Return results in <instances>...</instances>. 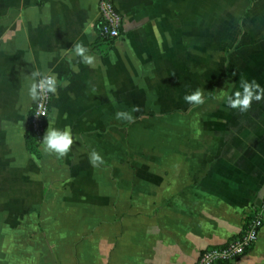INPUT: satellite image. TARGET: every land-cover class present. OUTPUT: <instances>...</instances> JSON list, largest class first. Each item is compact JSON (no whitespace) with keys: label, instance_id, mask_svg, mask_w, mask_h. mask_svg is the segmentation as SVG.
<instances>
[{"label":"crops","instance_id":"obj_1","mask_svg":"<svg viewBox=\"0 0 264 264\" xmlns=\"http://www.w3.org/2000/svg\"><path fill=\"white\" fill-rule=\"evenodd\" d=\"M98 1L0 0V264H194L264 194V99L226 103L242 80L264 88V5L259 51L217 60L232 0H113L114 39L98 34ZM33 73L57 78L35 150ZM196 90L204 102L187 103ZM50 128L71 132L63 157L43 151ZM223 264H264V224Z\"/></svg>","mask_w":264,"mask_h":264},{"label":"built area","instance_id":"obj_2","mask_svg":"<svg viewBox=\"0 0 264 264\" xmlns=\"http://www.w3.org/2000/svg\"><path fill=\"white\" fill-rule=\"evenodd\" d=\"M98 34L102 38L114 39L121 35L123 16L113 0L98 1ZM40 79L37 78L36 81ZM53 94L33 100L27 114V130L35 133L40 141L46 128ZM264 224V194L259 201L247 208L240 230L225 241L203 247L194 264H223L232 262L245 254L257 240Z\"/></svg>","mask_w":264,"mask_h":264},{"label":"clouds","instance_id":"obj_3","mask_svg":"<svg viewBox=\"0 0 264 264\" xmlns=\"http://www.w3.org/2000/svg\"><path fill=\"white\" fill-rule=\"evenodd\" d=\"M88 49L82 43H75L71 52L80 58V62L86 65H92L94 57L88 55ZM71 56L69 62H71ZM75 69V66H72ZM40 76V79L31 84L29 88V96L34 101L41 96H47L48 94L55 95L57 92V78L53 75H41L40 73H33V77ZM241 91H236L234 95H228L226 97V103L228 107L232 109L239 108L242 111L247 110L253 100L261 101L264 99V88H261L254 80L248 82L242 80L240 82ZM184 100L190 104H202V93L200 90H196L190 95H185ZM135 111V109H133ZM117 119L132 120V116L128 112H117ZM42 148L45 153H55L57 156H65L73 145V138L69 129L63 131L55 128L46 130V133L42 139ZM89 161L93 166H99L104 163L102 156L95 150H92L89 154Z\"/></svg>","mask_w":264,"mask_h":264},{"label":"rangeland","instance_id":"obj_4","mask_svg":"<svg viewBox=\"0 0 264 264\" xmlns=\"http://www.w3.org/2000/svg\"><path fill=\"white\" fill-rule=\"evenodd\" d=\"M250 0H232L231 7V22L230 26H226L227 28L225 34H231L230 39L224 40L223 36L217 39L216 49H217V60L218 56L228 51H235L236 49L240 48H249L252 52H255V47L259 51V5H264V0H255L254 2L248 4ZM220 8H217V10ZM262 7H260V10ZM219 12V10H218ZM222 11H221V13ZM242 14V23L239 24L240 15ZM220 16V15H219ZM218 22V21H217ZM230 27V29H229ZM217 28L222 29V25L217 23ZM242 29V30H241ZM242 32V35L239 36V32ZM223 35V34H222ZM250 52V51H249ZM250 58L249 57V61ZM254 60V59H252Z\"/></svg>","mask_w":264,"mask_h":264},{"label":"trees","instance_id":"obj_5","mask_svg":"<svg viewBox=\"0 0 264 264\" xmlns=\"http://www.w3.org/2000/svg\"><path fill=\"white\" fill-rule=\"evenodd\" d=\"M27 131H28V134H29L30 139H31L32 147H33V149L35 150L37 144L39 143V140H37L36 135H35L34 132H32V131H30V130H27Z\"/></svg>","mask_w":264,"mask_h":264}]
</instances>
